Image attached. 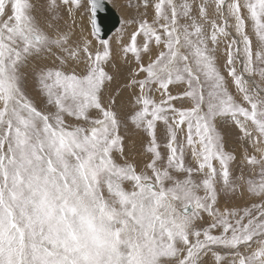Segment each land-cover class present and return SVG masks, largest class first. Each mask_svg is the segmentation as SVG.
<instances>
[{
	"label": "snow or ice",
	"instance_id": "snow-or-ice-1",
	"mask_svg": "<svg viewBox=\"0 0 264 264\" xmlns=\"http://www.w3.org/2000/svg\"><path fill=\"white\" fill-rule=\"evenodd\" d=\"M0 0V264H264V0Z\"/></svg>",
	"mask_w": 264,
	"mask_h": 264
},
{
	"label": "water",
	"instance_id": "water-1",
	"mask_svg": "<svg viewBox=\"0 0 264 264\" xmlns=\"http://www.w3.org/2000/svg\"><path fill=\"white\" fill-rule=\"evenodd\" d=\"M120 15L113 5L108 4L104 12L99 14V20L102 29L106 34H112L116 27H118V21L120 20Z\"/></svg>",
	"mask_w": 264,
	"mask_h": 264
},
{
	"label": "rangeland",
	"instance_id": "rangeland-1",
	"mask_svg": "<svg viewBox=\"0 0 264 264\" xmlns=\"http://www.w3.org/2000/svg\"><path fill=\"white\" fill-rule=\"evenodd\" d=\"M111 2H112L111 5H113V7L119 13L120 18L125 17L126 16L125 5L127 3V0H111Z\"/></svg>",
	"mask_w": 264,
	"mask_h": 264
},
{
	"label": "crops",
	"instance_id": "crops-1",
	"mask_svg": "<svg viewBox=\"0 0 264 264\" xmlns=\"http://www.w3.org/2000/svg\"><path fill=\"white\" fill-rule=\"evenodd\" d=\"M112 3V2H111ZM125 5V4H124Z\"/></svg>",
	"mask_w": 264,
	"mask_h": 264
}]
</instances>
